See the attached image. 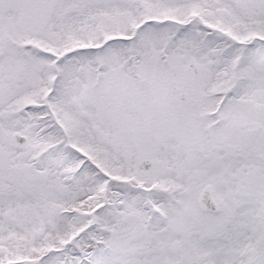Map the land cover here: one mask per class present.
Here are the masks:
<instances>
[{"label": "snow or ice", "instance_id": "6c2138e0", "mask_svg": "<svg viewBox=\"0 0 264 264\" xmlns=\"http://www.w3.org/2000/svg\"><path fill=\"white\" fill-rule=\"evenodd\" d=\"M0 264H264V0H0Z\"/></svg>", "mask_w": 264, "mask_h": 264}]
</instances>
